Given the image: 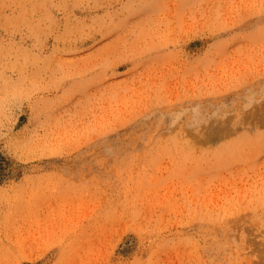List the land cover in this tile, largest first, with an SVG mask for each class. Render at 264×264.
Listing matches in <instances>:
<instances>
[{
    "label": "rangeland",
    "instance_id": "obj_1",
    "mask_svg": "<svg viewBox=\"0 0 264 264\" xmlns=\"http://www.w3.org/2000/svg\"><path fill=\"white\" fill-rule=\"evenodd\" d=\"M0 264H264V0H0Z\"/></svg>",
    "mask_w": 264,
    "mask_h": 264
}]
</instances>
